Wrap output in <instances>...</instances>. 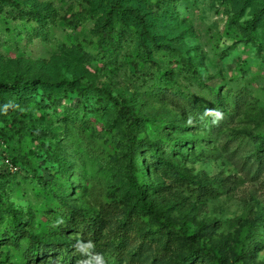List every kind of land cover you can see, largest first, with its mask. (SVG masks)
<instances>
[{
    "label": "rangeland",
    "instance_id": "rangeland-1",
    "mask_svg": "<svg viewBox=\"0 0 264 264\" xmlns=\"http://www.w3.org/2000/svg\"><path fill=\"white\" fill-rule=\"evenodd\" d=\"M15 2L18 10L38 12L42 20L19 21L10 17L9 7L0 11V83L16 79L36 82V89L30 91L33 95L23 92L19 98L1 93L11 107L0 109V172L4 174L0 193L5 203L31 223L29 229L54 243L65 237L86 241L100 257L83 259L88 249L74 247L68 252L59 244L63 256H73L69 264H168L189 251L176 234L151 229L147 216L136 210L127 230L121 231L125 209L132 208L135 200L126 196L125 148L114 137L119 127L115 122L118 105L111 99L98 110L91 97L71 103L60 96L55 112L43 107V92L72 81L107 89L151 118L155 132L142 123L141 137L166 138L164 130L171 143H180L175 151L164 152L161 146L158 152L189 182L178 174L172 176L163 166L151 173L148 159L140 168L156 184L150 199L162 218L187 234H204L206 246L232 264H264V152L256 148V135L264 131V0H125L147 14L162 46L158 49L147 40L154 47V60L171 69L173 56H184L198 70L201 82L191 70L182 68L177 77L180 89L165 94L152 90L151 84L158 81L145 80L133 71L130 61L139 44L135 32L124 33L116 63L106 67L97 61V29L104 0ZM258 13L252 33L246 32L247 21ZM40 25L46 32L43 35ZM116 26L120 28L119 23ZM163 46L174 53L162 51ZM208 86L221 93L225 105L220 112L202 115L195 102L212 108ZM227 90L239 92V103L227 102ZM65 106L73 110L69 119H65ZM6 125L15 126V140L21 137L18 130L23 125L51 131L53 147L64 158L62 171L38 142L21 137L22 143L10 145L2 136ZM13 157L17 169L10 168ZM135 161L139 163L140 157L136 155ZM52 188L89 216H99L95 227L84 231L59 227L63 210H59ZM115 204L118 207L112 209ZM118 236L124 240L121 245ZM190 240L199 247V237ZM29 248L27 239L19 246L4 241L0 258L7 264H51V257L29 259Z\"/></svg>",
    "mask_w": 264,
    "mask_h": 264
},
{
    "label": "trees",
    "instance_id": "trees-1",
    "mask_svg": "<svg viewBox=\"0 0 264 264\" xmlns=\"http://www.w3.org/2000/svg\"><path fill=\"white\" fill-rule=\"evenodd\" d=\"M152 1V0H151ZM160 1V0H159ZM105 6L102 13V18L100 20L97 29V43L96 48L98 50V60L103 66L109 67L118 61L117 52L120 48V43L123 39L125 32H135L138 44V51L135 53V57L130 61L134 66V72L138 76L144 77L145 80L158 81V83L151 84L152 90L156 93L165 94L173 88H179L177 84L178 71L182 68H187L191 70V73L197 76V80L201 82L198 77V70L196 67L187 60L184 56H173L174 68H163L158 61L154 60L153 48L147 40L150 38L154 46H158L161 49L162 46L157 43V35L152 31L150 21L147 14L144 11L136 8L132 5L125 4V0H104ZM15 0H0V11H3L5 7H9L8 12H10V17L13 19L29 20L40 22L42 18L38 12L26 11L24 8L17 9V5H14ZM14 11V12H13ZM261 14H255L252 20H248L246 23L245 30L248 33H252L254 29L255 22L259 19ZM127 19L132 22L128 23ZM117 23L120 24V28H117ZM41 35L45 34L43 26L40 25ZM7 27L6 30H10ZM84 51V48L82 49ZM162 51L173 54V49L169 46H163ZM87 54V52H85ZM85 54V55H86ZM117 54V55H116ZM126 58V57H125ZM125 61V59H124ZM165 82V83H163ZM210 90L212 99V108L206 106L205 104L196 101L195 107L198 112L202 115H211L214 112L221 111L222 105H225V101L222 100L221 93L212 87H207ZM36 89V82L31 80L16 79L13 83H0V109L9 110L11 104L6 102L5 98L1 93H8L19 98L23 95V92H29ZM34 92L30 94L33 95ZM36 93V92H35ZM60 96L68 99L71 103L75 99L82 100L86 97H91L93 101L97 102L98 110L104 109L106 102L108 100H113L117 105V116L115 122L119 123V127L116 130L114 137L121 140L123 147L125 148L123 158L127 161L124 168L126 170V176L128 178V189L126 196L132 200H135V204L132 208L125 209L124 220L122 221L121 231L127 230V225L132 221V211H138V214H143L147 216L149 220V227L151 229H158L160 232L173 233L177 237L181 238L184 243L188 245V253H182L177 256V258L168 260V264H232L228 261V258L224 255H220L219 252L214 249H210L206 246L204 237L205 235L196 232L195 234H187L186 230L183 228H177L169 220L162 218L160 214L155 210L154 203L150 199V194L156 190V184L152 178H150L149 172L141 171L140 168L143 165L144 159H148L147 167H151V173L158 169V166H163L166 172L168 169L172 171V176L178 174L182 181L188 180L185 174L174 166L171 160L167 157L161 155L158 151L162 146L164 152L175 151V146L179 144H173L167 139V134L163 130V136L166 138L159 137L156 140H150L149 137H141L139 135V128L142 123H147L151 132H155L152 127V119L146 117L138 112L134 111L126 100H121L118 97H113L111 92L107 89L100 88L96 85L82 86L75 85L72 81L69 82L62 88L57 90H46L43 92V107L48 109L53 108L55 112L58 108L57 101ZM228 103H239L240 94L238 91H228L225 95ZM45 104V105H44ZM66 107L65 119L70 118V113L73 111L71 108ZM15 126L7 127L5 126L4 131H2V136L10 145L14 142L22 143V138L24 137L29 141L38 142V146L47 150L48 159L59 162L60 171L64 168V158L62 154L53 147V142L55 137L51 135V131H44L43 129H38L32 126L23 125L19 127V132H21V137L15 140L16 132ZM108 128L111 129L109 126ZM93 132H91V135ZM256 148L259 153L264 152V131L256 135ZM90 137V136H89ZM179 142L183 139L178 140ZM182 144V143H181ZM185 145V143H183ZM142 149H144L142 151ZM176 153V152H175ZM140 157V162L136 163L135 156ZM12 164H16V160L13 157L11 159ZM150 171V170H149ZM0 178H4L2 171L0 172ZM148 179V180H146ZM43 181V180H42ZM189 182V180H188ZM191 183V182H190ZM197 183L196 187L202 188L201 182ZM49 184L48 181L45 185ZM1 187V185H0ZM59 202V210L62 211L63 216H61L62 223H59V227L71 226L74 229L86 230V228L93 226L95 227L99 216H89L84 210L77 208L75 205L69 203L67 200L63 199L54 188L51 189ZM109 209V205L104 206ZM118 206L115 204L112 209H116ZM80 221L77 222L76 221ZM31 223L24 219V216L14 209L10 204L3 201V195L0 193V243L6 241L8 243H13L19 246L22 240L27 239L30 243L29 248V259L32 260H46L52 258L51 264H69L73 262V256L67 254L63 256L62 249L58 245H65L70 252L74 247L88 249L84 251L83 259H88V255L92 256L95 260H100V257L95 254V249H90L89 243L86 241L71 240L68 237L59 242L48 241L44 235L34 233L29 229ZM96 232V230H93ZM121 233V234H123ZM200 238L199 247H195L190 238L193 236ZM122 236H118V245L124 240H121ZM84 240V239H83ZM203 241V242H202ZM202 243V244H201ZM64 247V246H63ZM120 247V246H118ZM87 251V252H86ZM237 260V257H236ZM239 261V260H237ZM0 264H7L6 260L0 258ZM239 264H249L244 261Z\"/></svg>",
    "mask_w": 264,
    "mask_h": 264
},
{
    "label": "built area",
    "instance_id": "built-area-1",
    "mask_svg": "<svg viewBox=\"0 0 264 264\" xmlns=\"http://www.w3.org/2000/svg\"><path fill=\"white\" fill-rule=\"evenodd\" d=\"M10 168L17 169V167H16V166H14L13 164H10Z\"/></svg>",
    "mask_w": 264,
    "mask_h": 264
}]
</instances>
